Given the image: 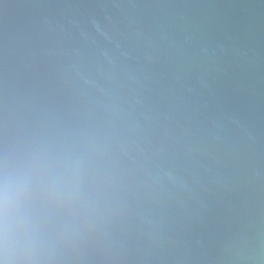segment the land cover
Returning a JSON list of instances; mask_svg holds the SVG:
<instances>
[{
  "label": "water",
  "instance_id": "1",
  "mask_svg": "<svg viewBox=\"0 0 264 264\" xmlns=\"http://www.w3.org/2000/svg\"><path fill=\"white\" fill-rule=\"evenodd\" d=\"M0 264H264V0H0Z\"/></svg>",
  "mask_w": 264,
  "mask_h": 264
}]
</instances>
